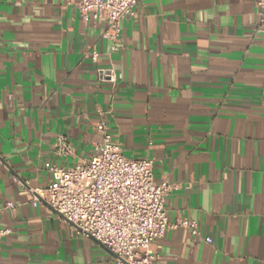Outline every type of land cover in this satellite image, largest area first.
<instances>
[{"label":"crops","instance_id":"crops-1","mask_svg":"<svg viewBox=\"0 0 264 264\" xmlns=\"http://www.w3.org/2000/svg\"><path fill=\"white\" fill-rule=\"evenodd\" d=\"M75 0H0V264H116L114 255L33 205L45 163L88 158L103 112L132 159L151 158L169 229L156 264H264V28L254 0H139L118 49ZM98 54L91 60V54ZM113 66L116 82H99ZM67 136L71 156L54 152ZM209 237L212 242L203 239Z\"/></svg>","mask_w":264,"mask_h":264},{"label":"built area","instance_id":"built-area-1","mask_svg":"<svg viewBox=\"0 0 264 264\" xmlns=\"http://www.w3.org/2000/svg\"><path fill=\"white\" fill-rule=\"evenodd\" d=\"M139 0H75L79 17L87 22L105 25L104 36L111 42V50L118 49L121 24L133 14ZM258 28H264V0H254ZM98 54L93 52L91 60ZM99 82H116L113 66L98 68ZM104 113L94 125L99 141L94 152L73 164L45 163L51 175L48 186L36 189L33 205L42 200L48 210L71 224L76 233L100 243L113 255L116 264H156L158 255L151 245L169 229L187 228L194 238H201L196 221L179 217L170 223L166 197L175 187L167 180L156 181L151 158L132 159L124 155L118 141L113 139ZM56 154L68 157L74 152L71 140L57 135L53 144ZM12 202L0 205L1 210H13ZM9 233L0 230V237ZM207 243L209 237L203 239Z\"/></svg>","mask_w":264,"mask_h":264}]
</instances>
